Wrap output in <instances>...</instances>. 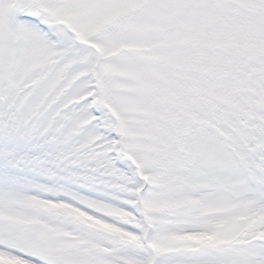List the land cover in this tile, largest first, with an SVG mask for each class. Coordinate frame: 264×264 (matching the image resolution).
Returning a JSON list of instances; mask_svg holds the SVG:
<instances>
[{
	"label": "snow or ice",
	"instance_id": "1",
	"mask_svg": "<svg viewBox=\"0 0 264 264\" xmlns=\"http://www.w3.org/2000/svg\"><path fill=\"white\" fill-rule=\"evenodd\" d=\"M0 264H264V0H0Z\"/></svg>",
	"mask_w": 264,
	"mask_h": 264
}]
</instances>
